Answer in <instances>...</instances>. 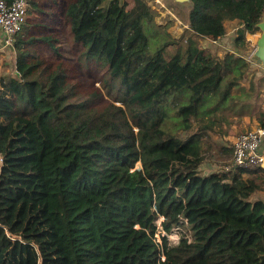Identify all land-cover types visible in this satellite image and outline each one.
Returning a JSON list of instances; mask_svg holds the SVG:
<instances>
[{
    "label": "trees",
    "instance_id": "16d2710c",
    "mask_svg": "<svg viewBox=\"0 0 264 264\" xmlns=\"http://www.w3.org/2000/svg\"><path fill=\"white\" fill-rule=\"evenodd\" d=\"M190 1L180 38L150 0H67L55 35L28 18L0 76V264H264V168H201L253 109L264 0ZM234 20L223 54L202 43Z\"/></svg>",
    "mask_w": 264,
    "mask_h": 264
},
{
    "label": "crops",
    "instance_id": "0c3cea01",
    "mask_svg": "<svg viewBox=\"0 0 264 264\" xmlns=\"http://www.w3.org/2000/svg\"><path fill=\"white\" fill-rule=\"evenodd\" d=\"M132 1V0H128ZM161 2V0H159ZM175 4L189 1V0H172ZM163 3V2H161ZM158 10L160 11L159 7ZM167 10V9H166ZM164 14V13H163ZM171 14V13H170ZM29 18V16H28ZM182 23L180 21H175V19L171 20V25H174L172 28H169V32L176 38H180L182 34L184 33V30L181 32L179 31L180 27L178 26V23ZM184 28L186 29L188 27V18L185 20V23L183 22ZM242 27V24L238 20H234L228 23V36L225 38H222L218 41H213L209 39H205L204 41H209L208 44L219 47V55L223 54V50L226 48H230V41L231 38L229 35H234V29L235 27ZM174 27H177L174 29ZM258 31V30H257ZM255 31L254 33H247V37L249 38V51H255L257 46V40L258 39H252L250 37L251 34L258 33ZM221 47V48H220ZM16 50L15 48H7L4 46V33L2 29L0 28V76L1 75H9L13 74L15 71V58H16ZM254 62H251V68L247 73V81L249 83H252L251 85H248L247 82H244V86L246 89L253 95L254 98H252V104L253 109L247 111V112H241L239 113L237 110L226 112V115L223 119L219 121V123L215 124L214 130L210 131L208 134L209 140L212 141V156L213 160L224 162V166L230 161L231 155H232V146L235 141L236 135L240 132H245L248 130H255L258 127H261L260 121L258 119L257 114L262 112L264 113V70L259 67V65H253ZM256 64V63H255ZM245 79V81H246ZM251 81V82H250ZM258 88L261 89L258 90ZM220 118V117H219ZM218 135H220L221 141L223 143H219L218 141ZM263 148H264V139L262 141ZM231 144V145H230ZM215 147L219 151L215 150ZM262 150V148H261ZM263 151V150H262ZM207 162V161H205ZM202 168V166H201ZM217 171V170H215ZM213 172V171H211ZM208 173V172H206Z\"/></svg>",
    "mask_w": 264,
    "mask_h": 264
},
{
    "label": "built area",
    "instance_id": "2783aa9c",
    "mask_svg": "<svg viewBox=\"0 0 264 264\" xmlns=\"http://www.w3.org/2000/svg\"><path fill=\"white\" fill-rule=\"evenodd\" d=\"M29 0H13L8 3L7 0H0V28L4 33V46L14 48L17 35L23 30L28 20ZM238 30V27H235ZM254 51L245 53L247 60L252 61ZM264 139V127H258L255 130H248L238 135L232 146V156L230 161L224 166L225 171L233 168H242L255 170L262 166L264 162V152L261 150V144ZM3 162V154L0 150V165ZM162 218L158 221L161 228ZM174 236L167 234L162 228L158 232L169 236L170 245H176L180 240V229L175 228ZM157 235V236H158ZM161 240V239H160ZM159 240V241H160ZM162 259H165L163 256Z\"/></svg>",
    "mask_w": 264,
    "mask_h": 264
},
{
    "label": "rangeland",
    "instance_id": "374dc122",
    "mask_svg": "<svg viewBox=\"0 0 264 264\" xmlns=\"http://www.w3.org/2000/svg\"><path fill=\"white\" fill-rule=\"evenodd\" d=\"M38 1H39V5L42 9V12H37V13L32 12L31 13L30 5L28 8V16H29L31 22L39 23V26L33 27V29L31 30L30 33L32 35H36V36L42 35V34H53V35H55L58 32L57 27H58V24L60 21L59 19L61 17L60 13H62L64 11V6L66 5L67 0H38ZM161 2H163V3H161ZM161 2L159 0H150V3L153 6H157L160 9V11H159L160 13L157 16V21L159 23L166 25L167 23H170V21L172 19L173 20L175 19V21L178 20V21L182 22V23L177 22L178 26L180 27L179 31L181 32V30L182 31L184 30V32H185L183 22L185 23V20L187 19V13L189 11L188 7L190 5V2L185 1V2L178 3V4H175L172 0H161ZM173 26L174 25H170L169 28H172ZM175 28H177V27H174V29ZM240 28L241 27L238 26V29H240ZM237 31L238 30L234 29L235 34L237 33ZM257 32L258 33H255L254 35L251 34L250 37H252V39H258L260 34H261V30L259 29ZM230 37H232V36H230ZM202 43L208 49L214 48V46L208 44L209 41L205 42L203 40ZM243 52L247 53V52H249V49L246 51H243ZM253 65H257V64L253 63ZM13 73H16V71H14ZM245 82H247L248 85L252 84V83H249V81H247V79ZM96 85H99V83H96ZM258 90L261 91L260 88H258ZM241 133H244V132L238 133L236 135V138ZM236 138H235V140H236ZM221 139H223V138H221L220 135H218L219 143H223V141H221ZM231 144H234V143L231 142ZM261 148L264 152L263 143L261 144ZM215 150H217L216 147H215ZM217 152L219 153L218 150H217ZM224 164H225L224 162H220V161L215 162L212 158V159L207 160V162H204L202 164V170L204 172H211V171H215V170H220L223 168ZM136 167H141V163L136 164ZM261 193L264 194V190H262ZM170 234H171L170 236H174L176 234V232L173 231ZM158 237H159V235H158ZM159 240H160V238H159Z\"/></svg>",
    "mask_w": 264,
    "mask_h": 264
},
{
    "label": "water",
    "instance_id": "95a60500",
    "mask_svg": "<svg viewBox=\"0 0 264 264\" xmlns=\"http://www.w3.org/2000/svg\"><path fill=\"white\" fill-rule=\"evenodd\" d=\"M189 2L191 1L189 0ZM257 27L261 30V34L257 40V46L253 52L252 61L264 70V13L261 21L257 24ZM262 167L264 168V162Z\"/></svg>",
    "mask_w": 264,
    "mask_h": 264
}]
</instances>
